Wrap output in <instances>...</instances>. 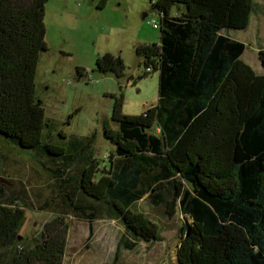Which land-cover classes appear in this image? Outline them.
Segmentation results:
<instances>
[{"label":"trees","instance_id":"16d2710c","mask_svg":"<svg viewBox=\"0 0 264 264\" xmlns=\"http://www.w3.org/2000/svg\"><path fill=\"white\" fill-rule=\"evenodd\" d=\"M48 1L0 0L2 140L61 167L58 179L70 167L78 170L68 181L95 205L88 209L118 221L133 241H161L158 223L135 210L136 202L162 204L165 217L179 212L185 219L177 264H264V49L258 74L242 60L246 45L229 35L248 28L255 0H150L159 43L139 46L136 54L146 76L158 73L157 103L128 116L116 100V128L103 132L115 149L102 168L90 142L65 148L44 135L50 123L36 74L47 49ZM123 69L110 54L96 60L99 73L121 77ZM81 214L91 226L94 216ZM24 222L15 201L0 200V264H63L68 226L62 218L46 223L31 245L19 236Z\"/></svg>","mask_w":264,"mask_h":264},{"label":"rangeland","instance_id":"374dc122","mask_svg":"<svg viewBox=\"0 0 264 264\" xmlns=\"http://www.w3.org/2000/svg\"><path fill=\"white\" fill-rule=\"evenodd\" d=\"M246 30L229 35L246 45L242 60L262 73L259 51L264 49V0H255ZM49 0L45 5L46 51L40 54L36 74V95L42 100L50 128L44 135L52 143L70 147L90 142L89 152L99 167L108 163L114 145L104 137V127L115 129L111 120L116 100L122 99V113L138 116L158 99V73L146 76L143 59L136 48L159 43V16L150 0ZM178 8L173 7L175 15ZM144 15H146L145 18ZM105 54L120 58L121 77L96 70V60ZM0 137V200L15 201L25 213L20 239L32 244L43 226L62 218L68 226L63 264H177L176 251L185 217L163 216L162 204L153 206L147 198L133 205L157 222L161 241L146 244L131 240L122 225L103 213L90 211L95 205L68 178L58 179L61 167L43 161L37 151L21 149ZM45 141V138L43 139ZM44 159H48L43 157ZM71 202V203H70ZM73 204L75 207H73ZM78 208V209H77ZM81 212L94 217L89 225ZM188 221V219H187ZM132 244L133 247L129 248Z\"/></svg>","mask_w":264,"mask_h":264},{"label":"built area","instance_id":"2783aa9c","mask_svg":"<svg viewBox=\"0 0 264 264\" xmlns=\"http://www.w3.org/2000/svg\"><path fill=\"white\" fill-rule=\"evenodd\" d=\"M153 27H154L155 29H157V28L159 27L158 24H156L155 21L153 22Z\"/></svg>","mask_w":264,"mask_h":264},{"label":"water","instance_id":"95a60500","mask_svg":"<svg viewBox=\"0 0 264 264\" xmlns=\"http://www.w3.org/2000/svg\"><path fill=\"white\" fill-rule=\"evenodd\" d=\"M146 17V15H144V17L143 18H145Z\"/></svg>","mask_w":264,"mask_h":264},{"label":"crops","instance_id":"0c3cea01","mask_svg":"<svg viewBox=\"0 0 264 264\" xmlns=\"http://www.w3.org/2000/svg\"><path fill=\"white\" fill-rule=\"evenodd\" d=\"M154 28V27H153ZM155 29V28H154Z\"/></svg>","mask_w":264,"mask_h":264}]
</instances>
